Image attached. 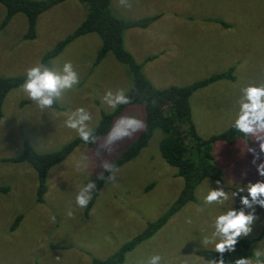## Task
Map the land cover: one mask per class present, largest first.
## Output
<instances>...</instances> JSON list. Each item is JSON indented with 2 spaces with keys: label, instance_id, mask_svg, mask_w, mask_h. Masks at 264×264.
Masks as SVG:
<instances>
[{
  "label": "rangeland",
  "instance_id": "obj_1",
  "mask_svg": "<svg viewBox=\"0 0 264 264\" xmlns=\"http://www.w3.org/2000/svg\"><path fill=\"white\" fill-rule=\"evenodd\" d=\"M111 8L116 17L127 20L160 17L146 30L128 31L126 39L128 50L144 64V75L158 89L190 85L234 68L235 82L217 83L191 99L193 121L203 139L231 127L232 103L242 85L264 82V0H111ZM5 15L0 4V22ZM85 17V7L69 1L41 16L37 39L24 41L27 20L22 14L16 15L0 31V77L25 75L26 68L41 63V57L72 34ZM100 48L98 36L88 35L53 61V68L71 61L79 77L72 89L56 98L61 111L37 107L22 88L13 90L4 101L0 187H8L9 192L0 194V264H92L94 258L105 260L139 235L148 223L159 219L182 191L183 179L176 177L177 170L160 154V131L135 160L111 173L88 218L84 215L88 203L78 207L76 193L91 182L92 197L105 171L102 165L111 166L142 130L112 145L110 151L96 145L78 147L50 171L43 205L36 204L38 181L31 166L3 162L21 155L25 140L37 152L49 153L78 137L63 123L77 107L91 114L87 123L92 129L100 123L102 111L115 110L105 102V92L121 88L127 94L132 79L128 69L111 54L94 68ZM123 114L136 115L145 124L143 107H130ZM251 139L252 146L243 140L233 146L218 143L215 157L223 165L228 197L224 207L239 204L241 211L253 216L251 232L241 237L255 240L249 260L255 264L260 259L264 264V208L254 203L244 206L236 196L237 191L247 195L250 182L264 181L252 162L254 157H258L256 163L264 161V154L256 139ZM217 188L213 181L203 182L196 191V202L129 253L125 264H147L154 254L161 256V264H207L196 253L214 250L208 241L213 238V221L221 206L206 204L203 197ZM19 215L23 220L11 232Z\"/></svg>",
  "mask_w": 264,
  "mask_h": 264
},
{
  "label": "trees",
  "instance_id": "obj_2",
  "mask_svg": "<svg viewBox=\"0 0 264 264\" xmlns=\"http://www.w3.org/2000/svg\"><path fill=\"white\" fill-rule=\"evenodd\" d=\"M69 1L82 4L86 9V17L72 34L58 41L51 50L41 57V64L53 68V61L72 43L88 35H97L101 42V48L94 68L111 54L119 64L128 69L132 79V87L126 94L130 100L128 105H119L112 113L101 112L100 123L93 129L94 135L99 139L103 138L114 119L130 107L139 106L145 110V124L142 132L126 151L104 171L97 181L94 193L84 212L85 218L89 217L99 192L111 173L135 160L148 147L157 131L163 134V139L159 146L161 156L170 167L177 170L176 177L183 179L184 183L177 200L159 219L148 223L147 227L139 235L123 245L109 258L105 260L94 258L92 260V264H125L129 253L154 237L186 206L196 202V191L203 182L207 180L213 181L218 185L219 189L226 190L224 174L218 166L215 157L216 144L222 143L233 146L238 141L243 140L249 146H252L253 142L250 135L246 137L237 132L232 126L221 134L203 139L198 135L193 121L192 97L197 92L217 83L235 82L234 68H230L226 72L214 73L190 85L165 89L156 88L144 75V64L138 63L127 48L126 33L133 29H148L160 19L159 16L140 20L118 18L112 12L111 0H0V4L6 10V15L0 22V31L6 29L16 15L22 14L27 20V30L23 40L34 41L37 39V26L40 17ZM24 80L25 75L0 77V124L4 117L3 105L5 99L13 90L22 88ZM50 109L61 111L56 99H54ZM80 146L92 148L94 145L85 144L79 137H76L59 150L39 153L25 140L21 155L11 159H4L3 162L11 164L27 163L31 166L36 173L38 181L36 204L43 205L49 190L48 176L50 171L65 162ZM8 192V187H0V194H7ZM236 193L240 202V197L243 194L238 191ZM235 208L241 211L239 204ZM22 220L23 215H19L11 227V232L17 230ZM254 241L241 236L238 237L234 246L235 250L232 252L226 251L222 254L225 264H235V261L239 258H252V243ZM196 254L206 261L221 255L214 250H201Z\"/></svg>",
  "mask_w": 264,
  "mask_h": 264
},
{
  "label": "clouds",
  "instance_id": "obj_3",
  "mask_svg": "<svg viewBox=\"0 0 264 264\" xmlns=\"http://www.w3.org/2000/svg\"><path fill=\"white\" fill-rule=\"evenodd\" d=\"M78 74L71 61H65L59 68H50L41 63H35L25 69V80L22 89L27 98L39 108H50L53 101L59 98L61 92L72 89L78 83ZM105 102L108 107L116 109L119 105H128L130 100L125 91L117 88L114 91H106ZM91 114L83 107H77L74 112L68 114L64 120V126L76 131L79 139L85 144L96 145L97 148L110 151L111 146L131 138L134 134L144 128V122L136 115L120 114L114 119L111 126L103 137L102 143H98V137L94 135L93 129L88 123ZM231 126L244 136H252L259 143L261 154H264V82L247 83L242 85L238 94L234 98L230 113ZM249 152L252 149L249 148ZM258 157L253 158L256 173L264 176V161L256 163ZM107 170L110 166L102 165ZM94 185L89 182L84 184L76 193L75 203L78 207H84L91 199L89 189ZM235 195V193H233ZM228 199L222 189L208 190L203 200L206 204H217L221 210L213 221L212 243L215 252L220 256L210 259L207 264H225L223 253L235 250L237 238L241 235L247 236L251 232L250 224L253 220L251 214L246 215L234 207H224V202ZM240 203L250 206V203L258 204L264 208V181L250 182L247 186V195L240 197ZM185 223L190 220L185 219ZM147 264H161L159 254L152 255ZM235 264H253L245 258H239ZM255 264H262L260 259Z\"/></svg>",
  "mask_w": 264,
  "mask_h": 264
},
{
  "label": "crops",
  "instance_id": "obj_4",
  "mask_svg": "<svg viewBox=\"0 0 264 264\" xmlns=\"http://www.w3.org/2000/svg\"><path fill=\"white\" fill-rule=\"evenodd\" d=\"M65 4V3H64ZM50 12V11H49ZM48 13V12H47ZM46 14V13H45ZM43 16V15H42ZM39 23V22H38ZM38 28V27H37ZM130 33L129 32H127L126 33V37H125V39H127V37H128V35H129ZM136 42H137V40H136ZM135 44H137V43H135ZM127 45V44H126ZM239 142V141H238ZM217 164H218V166L220 167V168H222L223 169V165L221 164V163H219V161L217 160ZM221 169V170H222Z\"/></svg>",
  "mask_w": 264,
  "mask_h": 264
}]
</instances>
